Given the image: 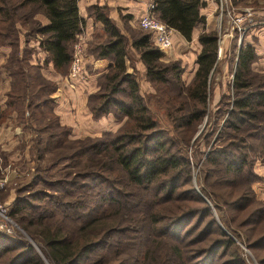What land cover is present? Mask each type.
I'll use <instances>...</instances> for the list:
<instances>
[{"label":"trees","instance_id":"obj_1","mask_svg":"<svg viewBox=\"0 0 264 264\" xmlns=\"http://www.w3.org/2000/svg\"><path fill=\"white\" fill-rule=\"evenodd\" d=\"M152 1L157 18L186 41L194 28L205 24L203 0ZM105 8L98 4L88 8L104 32L103 41L88 44L94 56L89 70L97 63L105 68L97 90L88 97V108L93 119L112 113L125 123L114 131L71 139L70 128L59 123L52 109L50 94L56 84L30 62L35 46L27 43L33 39L53 68L66 76L72 44L85 23L78 0H0V47H10L3 65L10 89L5 107L0 103V126L16 112L18 123L29 121L37 149L44 144L45 152L61 151L59 158L69 160L72 168L61 179L38 177L19 187L9 214L40 241L51 264H216L217 259L222 260L217 264H247L238 242L264 264V254H257L264 249V227L258 230L264 224V203L253 195L258 177L251 157L256 150L264 154V74L251 69L254 47L241 43L237 49L232 97L227 101L231 107L220 145L209 150L204 163L220 167L230 188L238 189L235 174L249 182L232 200L220 203L211 199L207 186L200 187L216 210L222 206L234 210V216L218 215L222 228L191 186L190 162L180 145L207 115L210 80L218 62L217 31L203 27L198 34L196 68L184 85L180 62L165 61L148 30L127 38ZM129 48L138 53L146 79L180 140L150 113L128 58ZM38 184L63 189L55 196L49 187L36 189ZM44 200L50 207L43 205ZM70 212L79 221L73 229L65 221ZM56 213L59 219L54 218ZM0 264L45 263L30 243L0 231Z\"/></svg>","mask_w":264,"mask_h":264},{"label":"rangeland","instance_id":"obj_2","mask_svg":"<svg viewBox=\"0 0 264 264\" xmlns=\"http://www.w3.org/2000/svg\"><path fill=\"white\" fill-rule=\"evenodd\" d=\"M228 5L229 9L235 10L237 12H242L244 8H250L253 12V15H255L256 12V15L258 13L259 16H264V0H246L245 2L239 3H237L235 0H230ZM107 10L105 8L106 12ZM254 22L255 23L249 26L243 33L231 30L230 23L227 17L223 18V25L221 27L222 29L219 30L216 27L221 51L218 54V62L212 72L210 80L207 115L204 116L203 120L199 123L196 130L192 133L185 144L181 143V140L178 138L179 133L173 130L170 122L167 120L164 114V110L160 106V103L157 101V98L159 96L157 95L155 89L147 81L146 76L142 77V75L140 74V70L136 68L138 66L137 55L135 53L136 51L132 48L128 49V58L131 65L135 69L134 72L139 83V91L145 103L149 107L150 113L154 118L158 120L161 127L165 128L172 135L176 136L178 140H180V145L183 147L182 151L185 152L190 162V184L211 207L212 215L215 217L217 224L222 228L223 225L218 215L234 216V210H230L226 206H222V210H216L215 207L212 206V201L208 199V197L204 196V194H202V192L200 191V187L203 185L207 186L209 191L213 194V197H211V199H215L220 203L222 199H225L226 201L232 200L233 195L240 193L241 188L246 187L247 184H249V182H244L242 180L243 177L240 176L242 174H235L233 177L235 181L239 183L237 184L238 189L235 190L234 188H230L226 185V175L221 172L220 167L213 166L212 164H207L206 166H204V163L209 150L220 145V134H222L223 130L222 124L227 117L228 111L231 107V103L228 105L227 101L228 98L232 97L231 84L233 70L235 68L236 62L235 54L237 53V49L239 48L241 43L250 42L252 44L258 45L260 55H256V59L252 63L251 69L258 75L264 74V46L262 44H258V36L256 35L259 27L264 26V18L256 17ZM121 28L127 38H131L133 34L141 31L148 33L147 30L139 26L138 21L129 22L126 18L122 19ZM96 36L97 37L94 38L97 39V42L103 41L104 36L102 38L100 37V34H97ZM220 38L222 39V41ZM78 40L79 38L76 39L77 42ZM31 41L35 42L33 41V39H31ZM74 43L72 44V52L74 50ZM181 47H178L180 53L179 56L176 57L177 59L166 57L163 58L165 61L177 60L180 62L182 68L181 80L182 83L186 85L187 83H189L194 74L193 70L195 68L194 63L197 54V48L193 43H189ZM163 55L168 56L165 54ZM85 75L86 74L82 73L78 79V82H83L84 78L86 77ZM65 77L68 86H70L69 84H74L76 82V79H69L68 75H66ZM96 81V85L98 86V83L100 81L97 80V78ZM96 90H91V92L88 94L87 105L88 97ZM85 91L86 90H84L83 93H85ZM87 117H85V114L83 112L80 118V125H78L80 130L77 134L79 135L74 132L72 134L71 131V139L84 138L85 136H96L94 135V133L98 132V130L100 129H97L96 125L94 127L92 125V120ZM109 117H113L110 118V120L114 119L115 121L119 122V126L125 123V118H120L119 116L117 118L112 115V113L109 115ZM110 120H108V118H105L104 121L106 123V121ZM10 125L12 126L11 129L13 131L17 129L20 132L14 134L13 131H8L6 134L4 133L0 135V202L5 204L7 208V215L12 221L11 225L13 236L16 239L30 243L35 248L37 253L42 257L44 263L51 264L45 255L46 252L40 241L32 237L22 227L20 222H18L14 216H11L8 211L11 210L10 207L12 201L19 195L17 193V189L19 187L27 184L28 182L33 180V178L38 177H40L43 181H55L57 179H61L65 175L66 171L72 170V168H69L67 166L69 164V160L66 161L62 158H59V153H61V151L59 152L58 150L56 154H52V151L45 152L46 150H43L44 144H42L41 146L42 151L41 148L39 151L35 146V143H33L36 136L34 130L31 127H28L27 125V128H25L24 125L22 126V123H20L18 126L17 124H15V122H12ZM105 127L106 126H104V128ZM112 127L114 128V126H110L109 128ZM118 127H116V129ZM110 130L114 131L113 129ZM251 157L253 159L252 169L255 175H257L258 177L256 182L252 185V190L254 191L253 195L256 201L264 203V154L260 153L259 150H256L251 154ZM46 187H49L48 192L51 193L52 191L55 196H57L63 189L62 186L56 184H52L51 186L42 184L36 185V189H46ZM43 205H45V207H50V203H47V200H44ZM60 217L61 215L59 213H56L54 218L59 219ZM24 221L27 220L25 219ZM65 221L66 225L70 229H73L79 223L75 212H70L69 214H67V216L65 217ZM246 225L248 229L251 227V224ZM263 227L264 224L262 223L261 225H259L258 230L261 231ZM237 231L241 233V236L243 237L242 231L240 229H238ZM234 239L236 240L235 237ZM238 244L247 264H260L258 262V257L254 254L255 252L247 249L244 244H241V242H238ZM192 247L196 246H189L188 248ZM257 254H264V249L260 250V252H257ZM96 255L97 254H94L93 257H95ZM220 261L222 260L217 259L216 264Z\"/></svg>","mask_w":264,"mask_h":264},{"label":"crops","instance_id":"obj_3","mask_svg":"<svg viewBox=\"0 0 264 264\" xmlns=\"http://www.w3.org/2000/svg\"><path fill=\"white\" fill-rule=\"evenodd\" d=\"M146 1L148 0H78V10L80 16L85 20L84 26L82 28V31L79 35L85 36V44H84V65H83V71L82 73L86 74L83 82H78L79 78L76 79V82L74 84H67L66 77L58 73L54 68L52 63L47 59L46 54L41 51L36 42H32L29 40L27 43L28 46L32 47L35 46L34 52L31 55L30 62L33 64L39 65V71L46 79L54 82L56 84V89L54 92L50 94V97L53 99V111L58 117V121L61 125L68 126L70 128V134L71 131L72 134L79 133V126L80 125V118L84 112L85 117L92 120V125L97 127L98 132H95L94 135H98L104 131H109L110 129H116V127L119 126V122L115 121L113 117H109L110 114H107L106 116H102L98 119L93 120L91 116V112L87 105V96L91 92V90H96V78H98L103 74L105 71V68L100 67V65L95 64V66L90 71V67L94 64V56L92 53H90L88 49V44L94 40V42L98 43L96 40L97 34H100L101 38L104 36V32L102 29V25L99 21H95L94 18L89 15L88 8L93 4H98L101 6H107L108 10V16L112 18L116 24L119 26V28L122 30V19L120 15H124L128 21H138L139 17H141L145 11H146ZM204 6L201 8L200 12L205 17V24L204 28L206 30H216L217 27V6L215 0H203ZM237 3L239 2H245L246 0H235ZM264 12V11H263ZM255 18L256 17H262L259 16V14L255 12ZM202 26H198L194 28L191 36L190 41H186L177 31L173 32L172 35V45L162 52L165 55L166 58H175L179 56V49L178 47L184 46L189 43H193L197 48V54L200 50V44L198 43V34L201 32ZM123 31V30H122ZM124 33V32H123ZM256 35L258 36V44H262L264 46V26L259 27L257 30ZM22 39V37H21ZM20 39V50L23 46V40ZM101 40V39H100ZM252 45L255 49L256 55H260L258 50V45L252 44L250 42H246ZM8 47V48H7ZM174 47V48H173ZM7 48V49H6ZM87 48V49H86ZM182 48V47H181ZM4 50V51H3ZM10 52L9 46H1L0 47V103L2 108L5 107V99H6V93L10 89V76L7 73V69L3 67L8 55ZM135 52V51H134ZM137 55V63L138 70H140V74L142 77H145V67L141 60L139 59V55L137 52H135ZM196 54V56H197ZM195 68H196V58H195ZM194 68V70H195ZM193 70V72H194ZM261 70V69H260ZM262 71V70H261ZM68 75V74H67ZM94 78V80H93ZM94 82V84H93ZM72 86V87H71ZM85 93H83V91ZM105 118H108L110 121H106ZM114 120V121H112ZM88 121V120H87ZM12 122H15L19 126L20 123H22V126L25 124L28 125V121L25 123L23 122H17L16 120V112H12L10 115H8L2 125L0 126V135L6 134L8 131H13L10 125ZM105 124V125H104ZM24 125V126H25ZM104 126H106L104 128ZM110 126H114V128H109ZM109 128V129H108ZM16 129V128H15ZM14 129V130H15ZM19 129V128H18ZM76 131V132H75ZM112 131V130H110ZM14 134L19 133V130L13 131ZM79 135V134H77Z\"/></svg>","mask_w":264,"mask_h":264},{"label":"built area","instance_id":"obj_4","mask_svg":"<svg viewBox=\"0 0 264 264\" xmlns=\"http://www.w3.org/2000/svg\"><path fill=\"white\" fill-rule=\"evenodd\" d=\"M217 6V28L222 29L223 18L227 17L230 23L231 30L243 33L249 26L254 24L255 17L250 8H244L242 12L229 9L230 0H215ZM146 11L139 17L138 24L145 30L150 32L152 43L157 48L164 52L172 45V35L175 30L168 27L161 20H159L154 12V3L152 0L146 1ZM248 22V24H247ZM80 36V37H79ZM241 36V34H240ZM78 42L74 43V50L72 52V59L69 65L68 77L69 79H78L83 71L84 65V44L85 38L82 35H78ZM221 39V38H220ZM222 41V39H221ZM221 47L218 37V52L220 53ZM11 219L7 215V208L5 204L0 202V231L13 236Z\"/></svg>","mask_w":264,"mask_h":264}]
</instances>
